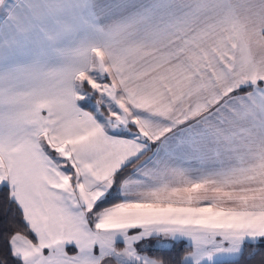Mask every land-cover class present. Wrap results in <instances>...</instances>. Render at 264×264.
Here are the masks:
<instances>
[{
  "label": "snow or ice",
  "instance_id": "1",
  "mask_svg": "<svg viewBox=\"0 0 264 264\" xmlns=\"http://www.w3.org/2000/svg\"><path fill=\"white\" fill-rule=\"evenodd\" d=\"M0 264H264V0H0Z\"/></svg>",
  "mask_w": 264,
  "mask_h": 264
}]
</instances>
